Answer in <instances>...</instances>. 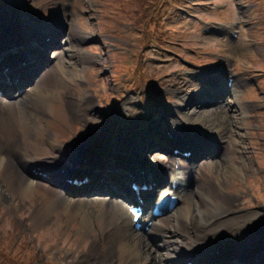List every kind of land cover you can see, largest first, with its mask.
<instances>
[{
  "label": "bare ground",
  "instance_id": "obj_1",
  "mask_svg": "<svg viewBox=\"0 0 264 264\" xmlns=\"http://www.w3.org/2000/svg\"><path fill=\"white\" fill-rule=\"evenodd\" d=\"M87 4L83 3L80 13L71 11V6L61 1L54 2L53 11L41 8L25 12L17 9V4L10 6L9 0H0V55L15 51L8 57L14 66L12 72L19 74L20 79L18 84L11 82L0 69V180L8 179V195L1 190L0 201L21 196L30 188L46 191L48 195L39 198L37 213L32 215L33 226L44 224L49 212L60 205L66 206L64 210L74 208V215L81 217L85 225L94 224L95 235L104 237L108 251L102 260L116 257L121 264H232L234 261L264 264L262 257L250 262L245 255L248 249L264 245V234L248 231L251 228L264 231V211L245 215L231 208L241 197L237 192L243 193L245 187L239 184V176L247 178L249 183L255 181L256 172L244 164L252 156L240 131L246 117L242 104L245 107L254 104L234 98L221 103L237 82L229 87L222 79L211 81L214 89L207 107L217 103L216 96L220 103L213 109H204L203 105L191 108L185 117L197 124L191 126L212 133V138L200 135L198 139L202 142L197 144L202 153L181 158L176 169L179 156L169 146L189 136L182 133L185 125H177V116L171 111L164 110L161 121L172 128L175 140L161 133V121L152 122V127L157 125L159 132L154 131L155 135L150 137V127L138 129L139 120L124 121L129 100L109 116L92 111L93 97L77 80L87 65L80 64L79 59L82 38L93 39L96 32L92 24H86L85 31H81L72 23L75 16L93 18L96 10ZM42 9L48 11L50 19L38 17ZM12 10L14 18L9 14ZM25 26L26 32L21 28ZM67 29V39L62 46L59 39ZM8 32H13L11 40ZM49 47L57 49L51 57L46 56ZM14 55H19L20 59ZM86 57L97 66L106 64L102 57ZM28 85L30 87L25 88ZM48 106L62 129L77 127L83 137L71 135L58 139L59 144L44 149L47 152L42 155L48 157L43 159L33 153L40 147L32 137L35 132L43 141L44 136L47 137L44 118L49 112ZM5 115L9 117L5 119ZM47 122L55 124L51 119ZM115 125H119L118 132H110ZM160 144L165 150L159 149ZM223 148L226 150L218 158ZM158 151L168 154V161L159 155L151 156ZM227 151L232 152L233 164L229 166L225 164ZM37 167L45 169L48 179H40L32 173ZM154 173L158 174L161 184L167 182L168 174H174L172 181L183 176L188 184L181 191L184 206L180 204L176 208V216L163 220V224L156 219L148 232L142 230L147 233L143 234L134 228L133 216L128 210L127 204L134 199L128 182L132 180L131 174L136 179H150ZM76 174L88 176L90 182L81 187L70 186L66 178ZM227 183L230 188L226 187ZM144 194L143 197L151 199L155 192ZM251 205L264 209L262 202L242 200L243 207ZM146 218L154 220L151 215ZM59 226L55 219L48 231L60 229ZM233 229H242L244 234L238 236ZM39 235L36 231L34 238ZM243 236L246 238L239 240ZM157 239L162 240L161 246L155 243ZM84 263L94 262L87 258Z\"/></svg>",
  "mask_w": 264,
  "mask_h": 264
},
{
  "label": "rangeland",
  "instance_id": "obj_2",
  "mask_svg": "<svg viewBox=\"0 0 264 264\" xmlns=\"http://www.w3.org/2000/svg\"><path fill=\"white\" fill-rule=\"evenodd\" d=\"M60 1L68 3L69 6L74 7L73 10L79 13L80 9L82 10L83 3L86 2H88L87 6L89 5L92 9L96 10L92 19L77 20L73 18L72 23L81 31H85L84 26L86 27V24H92L93 30L96 32V36L93 39L82 38L81 47L83 48V55L81 56V61L87 63L88 59L86 56L94 55L106 59L107 64L105 69L101 67L99 70H96L95 68L97 66L93 64L94 62L89 61L88 67L92 69L90 71L87 70L81 76L87 75L88 80L94 82L96 93L103 96H100V100L95 97L93 84L86 85V79L78 81L82 85H85L96 104L101 101L102 97L113 96V94L118 92V89L127 88V94H125L123 99L119 102L109 103V105L103 106V108H108V106L112 108L116 105L118 107L129 99L131 104L129 105L127 116L131 120L139 119L138 128L140 130L150 127L149 137L155 135L152 129V122L158 123L157 119L162 118L158 114L159 110L169 111V108L179 101V95L196 92L200 87L210 88V75L222 74L224 67L228 65L229 71L226 73L230 72L231 74H235V78L237 77V85L234 86L233 91L227 99L234 98L244 102H254L252 103L254 104L252 107H245L244 103L242 104L244 110H246V114L249 116L248 120L244 118L242 121L244 126L242 132L244 133L248 151L252 156L244 164L249 166L253 173L256 172L257 174L253 177L255 181L252 183H248L247 178L243 176H239L238 182L239 184H245L247 188L245 194L249 197L247 199L252 200V202L264 200V195H258V191H260V183L258 181L262 180L264 174V82H261L262 78H264V17L259 19L264 14V0H188L186 7L184 3L178 4L184 10L175 9L174 14L177 15L180 13V16L174 20L168 22L165 18L166 14L163 15V24L171 29L164 32V37L172 35L168 37V40L174 41V43H167L168 45H165L166 49L171 50L169 46H176L178 48L173 50L180 53L183 59L191 57L193 58L192 61L199 64L215 62V67L209 73L207 70L210 67L203 68L204 70L200 71L188 69L182 61L174 58L176 55L173 53H170V58L165 57L167 59L158 61L165 49H162V46H160V43L154 35L155 33L152 34L150 31L155 26L153 22L147 24V30L152 34L153 39L150 44H146L144 30L142 29L145 24V19L139 12L142 9L138 8L139 11L133 9L135 6H140L144 0H136V5L124 2V6L122 4L121 7L124 13L117 12L115 0H29L28 3H24L23 9L29 6L39 9H54V2ZM156 2L162 7L166 5L163 0H156ZM219 3L228 5V8L225 10L218 9L217 5ZM145 5L146 8L147 6L151 8L147 0H145ZM168 8V6H165L163 9L167 10ZM142 11L144 12L145 9ZM156 11H161V8ZM9 14L13 16V10ZM155 14L156 12L153 13V16ZM41 15L49 17L48 11L45 9H42ZM38 17L42 19L39 15ZM159 17L162 19V13L160 12L156 18ZM170 17L171 14L169 15ZM151 18L150 16L149 21ZM200 19L203 23L200 22ZM255 20L257 22L254 23L253 21ZM220 21L232 25L233 29L240 30L237 41H232L231 38L227 37L220 38L214 35H208L204 31L206 27H211V24L214 25L215 22ZM239 22L242 25H239ZM163 24L162 26H164ZM132 25L140 26L141 29L138 30ZM137 32L140 33L138 34ZM66 35L67 33L64 32L60 40L67 37ZM126 36L130 37L125 39ZM101 39L104 41V44ZM92 46H97V48H92ZM202 52L210 53V55L205 57L201 54ZM214 53H222L226 59H221L216 62V59L212 57ZM141 59L146 60L147 64L138 67V74L148 73L154 79L163 77L161 82L155 85L156 92H149L147 94L146 92H142L143 104H139L138 102L141 95L139 94V90L131 91L132 86L123 87L126 81L124 74L127 72L125 67L128 66L129 70H131V65L138 66ZM220 61H223V63ZM159 67L161 70L155 69ZM113 72L117 73L114 77L115 79L111 76ZM191 73H194V75L190 76ZM204 76L206 82L197 83V80ZM96 78L99 79V82ZM164 87H166L165 90ZM161 88L164 90L161 95L164 94L163 103L165 109L162 108L161 104L158 111L151 110L150 106L146 109L145 107L150 102L152 95L159 94L158 92ZM169 89H171L170 93ZM161 95L159 94V96ZM216 106L217 104L208 106V109H213ZM103 108L99 109V113L105 115ZM47 109L49 112L47 117L44 118L46 120L44 124L48 130L47 137L44 136L43 141V139H39L40 137L37 132L32 137V141H36L39 145L38 147H40L38 148L39 150L36 149L33 153L41 155L40 157L43 159L48 157L42 155L47 152L44 149H49V146L59 144L58 139H66L71 135L79 134L77 127L70 126V128L62 129L55 121L51 107L48 106ZM92 111L95 112L94 110ZM226 113L228 114L227 111ZM174 116L179 117V119L185 118L179 109ZM7 117L9 115H5V119ZM49 119L53 120L55 124L51 125L48 123L47 120ZM161 124V131L164 133L167 125L165 123ZM118 129L119 126H115L110 132L117 133ZM28 151L32 153L30 146H28ZM227 153L229 154L226 155L225 164L229 166L233 164L231 161L232 152L227 151ZM157 154L163 158L166 157L162 152ZM4 183L8 184L7 178L5 182L0 180V191L3 190L8 195L6 191L7 187H4L6 186L3 185ZM226 187L230 188V184L227 183ZM237 193L241 197L244 195L241 192ZM252 193L255 194V197ZM44 195H48L46 191L30 188L21 196L14 195L10 200L0 201V264L5 262L10 264H87L84 263L87 258L91 262H94L93 264L98 261L102 262L101 264H121V260L116 257L102 260V257L108 251L104 237L102 235L98 237L95 235L96 228L94 224L89 223L85 225L81 217L74 215L72 213L74 208L64 210L65 205L58 206L55 210L49 212L47 221L44 224L35 228L32 225V215L37 213L36 206L38 200L39 198H43ZM241 197L237 198L231 206L234 212L249 215L264 211L260 206L251 205L243 207L242 200L244 199ZM56 213H59L58 216H56ZM55 219L58 220L60 229L48 231ZM39 228L46 230L40 232L36 241L30 242L31 237L35 234L33 230ZM248 231L249 233L255 231L260 235L264 233V231L253 228ZM234 233L240 234L244 233V231L237 229L234 230ZM242 238L245 239L246 236ZM158 240L155 241L157 245L158 243H162L160 241L158 242Z\"/></svg>",
  "mask_w": 264,
  "mask_h": 264
}]
</instances>
